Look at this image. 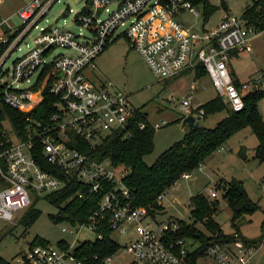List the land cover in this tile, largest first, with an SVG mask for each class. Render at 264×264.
<instances>
[{
	"label": "built area",
	"instance_id": "obj_1",
	"mask_svg": "<svg viewBox=\"0 0 264 264\" xmlns=\"http://www.w3.org/2000/svg\"><path fill=\"white\" fill-rule=\"evenodd\" d=\"M55 1L32 0L17 9L22 29L0 55L3 99L16 109L29 111L42 99L41 87L34 90L33 87L46 65L52 63L59 74L50 84L58 102L48 122L29 123L24 135L13 132L15 142L9 137V146L0 152V221H12L38 196L65 185L63 177L43 169L35 161L32 156L35 140L40 142L42 154L64 177L74 174L90 192H101V197L86 222L61 227L72 237L71 242L29 246L20 253L18 264H88L87 256L78 247L87 241H103L104 228L109 229L117 247L104 257L103 264H111L120 251L129 255L127 264H256L264 237L259 245H248L236 235L233 240L214 241L200 251L193 239L178 236V219L154 218L133 203L131 191L123 183L126 170L113 165L109 158L95 160L69 143L73 141V133L90 145H98L103 137L126 129L133 120L135 107L124 92L111 89L109 83L96 87L85 73L95 66L98 54L115 38L124 36L129 40L150 72L162 80L201 63L223 102L240 111L246 94L264 90V71L244 82H235L228 65L231 52H248L249 34H261L264 28L257 29L255 24H247L228 12L212 28L195 29L177 20L179 12L185 10L198 14L186 0H88L74 17L80 27L75 33L68 28L40 25ZM1 23L6 24L3 19ZM33 29L39 30L33 38V48L18 56L11 68L4 67L9 53L19 48ZM5 41L0 35V42ZM57 46L69 52L48 58ZM191 99L192 92L178 103L175 98L172 102L183 109L182 117H202L203 110L193 109ZM137 123L140 128L146 126L143 121ZM153 127L157 129L160 124L154 123ZM190 175L184 172L181 178ZM111 182L112 185L106 186ZM173 184L179 186L177 180ZM217 194V188H209V199H215ZM78 197L84 198L85 194L79 192ZM114 232L118 237L113 236Z\"/></svg>",
	"mask_w": 264,
	"mask_h": 264
},
{
	"label": "rangeland",
	"instance_id": "obj_2",
	"mask_svg": "<svg viewBox=\"0 0 264 264\" xmlns=\"http://www.w3.org/2000/svg\"><path fill=\"white\" fill-rule=\"evenodd\" d=\"M30 1L32 0H3L0 2V19L6 22V24H0V35L6 40L9 39L8 34L21 27V19L17 9ZM86 1L56 0L49 7L48 13L40 25L59 26L63 29L68 28L75 33L78 32L80 27L75 24L74 17L81 11V7L86 5ZM220 1L209 0L210 3L219 7L211 14L206 23L203 22L202 10L198 6L195 7L198 11L197 15L185 10L177 15V20L185 25H192L195 29H201L202 26L210 29L219 22L224 14V10L219 5ZM250 2L251 0H228L226 5L229 7L228 12L240 17L244 6ZM66 9H71V11L67 12ZM65 11L64 16L63 12ZM104 16L105 13H102L101 18ZM4 29H8V32L4 33ZM21 29L22 27L18 31ZM38 31V29L30 31L18 45L19 48L17 47L9 53L4 67L11 68L18 56L33 48L35 45L33 38L38 34ZM82 31L86 32L85 29ZM249 37V51L230 59L232 77L234 79L236 76L239 82L254 78L262 70L264 71V32L257 35L251 33ZM68 52V49L57 46L48 58ZM94 64L93 68L85 70L88 79L94 86L98 87L99 84L109 83L111 89H119L124 92L130 105L141 109L146 114L148 121L153 124H160V127L155 129L153 133V149L150 154L144 157V162L148 165L167 147L181 140L184 133L189 129V125L184 122L182 117L183 109L178 104L173 103L172 99L175 98L178 103L187 93L192 92V108L197 109L204 101L217 94L207 76L196 79L194 71L191 69L183 70L184 72L172 79H159L150 72L142 57L124 36H119L108 44L98 54ZM258 102V112L264 120V96ZM226 114L225 110L214 112V114H208L199 121L201 125L207 128H214ZM5 125L11 140L15 142L11 126L7 123ZM258 144L259 139L249 126L231 134V137L215 149L214 153L200 164V167H196L190 172L189 178H180L177 180L179 186L171 184L168 187L160 199L163 209L158 212L157 218L165 221L173 218L188 223L193 222L190 215V198L200 192L208 195L209 188H217L218 181L230 180L235 177L243 182L250 199L260 205V209L249 213V215L245 214L238 221L239 229L248 238L259 237L262 234L261 223L264 218V163L259 162L255 157L254 149ZM241 153L245 154V158L241 157ZM216 199L219 203L214 215L215 221L220 224L224 233H231L234 228L231 226V210L227 200L222 197L221 190H218L216 198L212 200ZM35 205L41 212L35 223L26 231H24L22 224L16 222L21 212L17 213L10 222L0 221V256L12 264H18L20 253L22 250L28 249L30 242L36 236L46 239L52 245L58 244L61 240L71 242L72 237L61 229L67 223L55 222L49 217V214L54 215L58 208L42 196L37 197ZM13 226L15 228L11 233H8L7 230ZM197 226L200 225L197 224ZM113 236L118 237L116 232L113 233ZM257 258H260L257 264H264V244L260 247ZM128 261L129 255L120 251L112 259L111 264H127Z\"/></svg>",
	"mask_w": 264,
	"mask_h": 264
},
{
	"label": "trees",
	"instance_id": "obj_3",
	"mask_svg": "<svg viewBox=\"0 0 264 264\" xmlns=\"http://www.w3.org/2000/svg\"><path fill=\"white\" fill-rule=\"evenodd\" d=\"M186 1L193 7L198 6L201 8L204 23L219 7L210 3L209 0ZM219 5L224 11H228L229 7L226 2L220 1ZM66 10L67 12L69 11V9ZM65 14L66 11L63 12L64 16ZM263 17L264 0H251L250 3L244 6L240 15V18L245 20L247 24H255L256 28L260 30L264 28ZM20 28H16L13 33L8 34V40L0 42V55ZM7 32L8 29H4V33ZM233 53L231 52V54ZM188 69L194 71L196 79L202 76L208 77L207 71L201 63H196L193 68ZM58 75L52 63L42 69L39 81L33 87V90L41 87L42 99L29 111H23L7 105L3 99V87L0 86V152L8 147L10 143L7 141L10 136L7 134L5 123L11 126V130L15 134L24 135L29 123L33 121L48 122L51 113L56 110L55 103L58 102L57 96L50 91V84L52 79ZM175 77H171V79ZM233 80L237 82L236 78ZM263 96L264 90L246 94L243 98V109L235 111L231 107L229 108L218 94L214 95L213 98L199 105L196 111L202 109L203 118L208 114H214V112L222 110H225L227 114L221 118L214 128H207L201 124L198 128L189 127L181 140L174 142L162 151L150 165L144 162V157L150 154L153 149V133L155 129L153 123L147 120L146 114L136 107L133 120L129 126L126 129L117 130L103 137L97 146L90 145L88 141L80 139L78 135L73 133L71 134L73 141L69 144L95 160L100 161L101 159L109 158L113 165H119L126 170L127 173L123 178V183L129 187L133 203L145 208L150 216L156 218L158 212L163 209L159 197L164 195L168 187L174 181L180 179L184 172H191L194 168L199 167L234 132L247 126L251 128L259 139V144L254 149L255 157L259 162L264 163V120L261 118L257 108L258 101ZM137 121H143L146 126L140 128ZM32 156L43 169L49 172H56L65 180V185L61 189L42 196L46 201L58 208L54 215L49 214L50 219L67 224L86 222L89 214L98 207L97 203L101 197V192H90L88 186L78 182L74 174L64 177L63 172L55 167L54 164H51L42 154V148L38 140L34 142ZM241 157L245 158V154L241 153ZM217 184V189L221 190V195L227 200L231 210L230 217L231 226L234 227L233 231L224 233L220 224L215 221L214 215L217 212L219 201L217 199L211 200L208 195L200 192L189 200L190 215L193 218V222L188 223L179 220L180 230L177 233L178 236H186L193 239L199 244L200 251H204L214 241L233 240L236 235L248 245H259L264 237V218L261 223L262 234L255 238H248L241 233L238 221L245 214L249 215V213L260 209V205L250 199L243 182L238 178L232 177L230 180L218 181ZM109 185H112V182L106 186ZM79 192H83L85 197L79 198ZM36 201L37 198L16 219L18 224L23 225L24 231L35 223L41 212L36 208ZM197 224L200 226L198 227ZM13 228L15 226L11 227L7 232L11 233ZM103 234L105 236L103 241H87L78 247L82 248V255L87 256L88 264H103L102 260L104 257L112 253L117 247L110 236L108 228L103 229ZM47 243L49 242L46 239L36 236L30 242V246ZM95 256L96 258H94ZM0 264L12 263L0 256Z\"/></svg>",
	"mask_w": 264,
	"mask_h": 264
},
{
	"label": "crops",
	"instance_id": "obj_4",
	"mask_svg": "<svg viewBox=\"0 0 264 264\" xmlns=\"http://www.w3.org/2000/svg\"><path fill=\"white\" fill-rule=\"evenodd\" d=\"M3 1V0H2ZM229 11V10H228ZM228 11H224V13H228ZM183 12V11H182ZM179 13H181V12H179ZM230 13V12H229ZM201 29H206L204 26H202V28ZM241 54H232L231 55V57H230V59L231 58H233V57H238V56H240ZM228 65H229V68H230V60H229V63H228ZM231 70V69H230ZM231 73H232V70H231ZM234 78H236V76L234 77ZM237 79V78H236ZM210 81V80H209ZM238 81V80H237ZM211 84V83H210ZM212 86V85H211ZM217 93V92H216ZM216 95V94H215ZM213 98V97H212ZM207 101V100H206ZM205 102V101H204ZM184 118V117H183ZM201 118H203V117H198V118H196V120L200 123V121H199V119H201ZM185 123H187V122H185ZM188 124V123H187ZM189 125V124H188ZM190 127V126H189ZM187 132V131H186ZM185 132V133H186ZM262 244H264V242L262 243ZM262 244L260 245V247L262 246ZM259 247V248H260ZM258 253H259V251H258ZM258 253H257V256H258ZM257 256H256V258H257ZM256 260V264L257 263H259V261H260V258H257V259H255Z\"/></svg>",
	"mask_w": 264,
	"mask_h": 264
},
{
	"label": "water",
	"instance_id": "obj_5",
	"mask_svg": "<svg viewBox=\"0 0 264 264\" xmlns=\"http://www.w3.org/2000/svg\"><path fill=\"white\" fill-rule=\"evenodd\" d=\"M183 120L184 122H187L190 127H193V128H198V126L200 125V123L192 115L185 116ZM95 146H97V144Z\"/></svg>",
	"mask_w": 264,
	"mask_h": 264
}]
</instances>
